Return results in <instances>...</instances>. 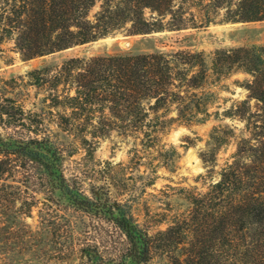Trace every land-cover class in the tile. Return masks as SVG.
<instances>
[{
	"label": "trees",
	"instance_id": "obj_1",
	"mask_svg": "<svg viewBox=\"0 0 264 264\" xmlns=\"http://www.w3.org/2000/svg\"><path fill=\"white\" fill-rule=\"evenodd\" d=\"M96 3L98 9L90 14ZM208 3L225 8V21L264 19V0ZM185 25L175 0H0V43L13 40L22 59L93 42L119 29L136 35ZM209 71H242L250 78L242 84L246 97L224 111L242 127L214 126L200 159L210 172L231 138L234 151L218 177L203 192L190 195L187 214L149 234L126 202L110 201L95 191L88 194L67 179L61 147L41 132L37 114L19 108L15 126L28 123L34 135L0 134V214L8 230L12 233L9 224H20L37 206L38 198L28 189L39 184L36 193L47 202L105 218L123 234L125 247L112 264H151L156 256L170 264H264V45L217 49L210 66L202 52L153 51L71 57L54 72L41 67L29 76L34 85L51 90L50 105L62 110L59 128L76 129L85 142L86 136L98 138L114 129L139 132L148 144L166 123L205 120L213 93L197 89ZM171 110L175 116L165 118ZM2 114L15 115L4 107ZM49 213L43 214L44 222L57 216ZM72 251L89 264H103L90 244L82 242Z\"/></svg>",
	"mask_w": 264,
	"mask_h": 264
},
{
	"label": "rangeland",
	"instance_id": "obj_2",
	"mask_svg": "<svg viewBox=\"0 0 264 264\" xmlns=\"http://www.w3.org/2000/svg\"><path fill=\"white\" fill-rule=\"evenodd\" d=\"M175 4L183 10L185 28L136 35L119 29L96 41L31 59H22L13 40L0 43V110L4 107L15 114L0 115V134L33 136L28 123L15 126V118L19 108L37 114L42 121L41 132L50 134L64 152L66 178L88 194L95 191L107 195L110 201L126 202L135 220L149 234L166 228L175 216L187 214L190 195L203 192L229 160L235 148L232 138L218 151L210 172L200 153L214 126H233L236 131L242 127L224 111L246 97L242 84L250 76L242 71L223 75L209 71L205 83L197 89L198 93H213L205 120L166 123L157 132V139L147 144L139 132L114 129L98 138L86 136L85 142L76 129L59 128L56 121L62 110L50 105L51 90L34 85L29 71L47 67L54 72L71 57L176 50L202 52L210 66L217 49L264 45V19L225 21V8L209 4L208 0H175ZM98 7L96 3L90 14ZM174 116L171 110L165 118ZM30 126L33 130L34 125ZM30 188L35 192H28L38 198L37 206L29 216L21 217L20 224H9L12 233L0 214V264H89L72 251L82 242L98 250L103 264H112L124 249L125 237L105 218L65 208L63 202H47L41 193H36L40 192L39 184H31ZM47 210L50 217L57 214L50 222L42 219ZM151 264L170 263L166 257L156 256Z\"/></svg>",
	"mask_w": 264,
	"mask_h": 264
}]
</instances>
